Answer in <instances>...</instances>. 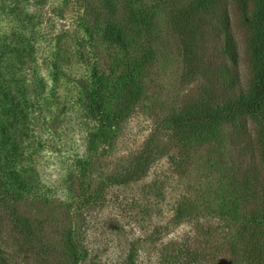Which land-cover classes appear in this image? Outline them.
<instances>
[{"label":"rangeland","instance_id":"1","mask_svg":"<svg viewBox=\"0 0 264 264\" xmlns=\"http://www.w3.org/2000/svg\"><path fill=\"white\" fill-rule=\"evenodd\" d=\"M190 2L0 0V243L10 262L249 264L243 254L264 240L241 184L259 142L223 124L184 143L168 125L206 94L171 24ZM223 8L245 84L252 13L237 0ZM112 25L121 45L106 35ZM128 85L140 93L123 111ZM255 167L263 182L259 158Z\"/></svg>","mask_w":264,"mask_h":264},{"label":"trees","instance_id":"2","mask_svg":"<svg viewBox=\"0 0 264 264\" xmlns=\"http://www.w3.org/2000/svg\"><path fill=\"white\" fill-rule=\"evenodd\" d=\"M237 1L241 10L252 13L251 52L255 71L245 84L241 81L238 45L229 12L218 9L221 0H191L184 10L172 16L171 24L181 39L187 74L202 77L206 94L170 115L168 125L184 143L211 137L223 124L238 125L249 141L259 142L258 152L250 154L251 179L246 178L241 188L243 193L250 192L243 208L252 217L248 222L252 234L260 235L257 241H261L264 240V180L254 170L258 158L264 164V0ZM106 35L121 45V30L116 25L108 27ZM139 93V87L130 85L123 90L120 97L123 111L129 109ZM239 164L250 165L244 159ZM250 245V251L243 254L244 261L264 264V242ZM185 252L198 255L190 247ZM0 264H13L5 257L1 243Z\"/></svg>","mask_w":264,"mask_h":264}]
</instances>
